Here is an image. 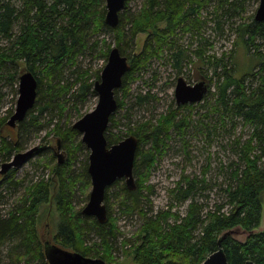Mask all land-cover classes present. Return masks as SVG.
<instances>
[{"label":"trees","instance_id":"1","mask_svg":"<svg viewBox=\"0 0 264 264\" xmlns=\"http://www.w3.org/2000/svg\"><path fill=\"white\" fill-rule=\"evenodd\" d=\"M129 1H125L119 12L118 25L110 27L104 23L105 0H0V101L3 86H10L18 94V76L23 71H30L37 80L34 106L13 127L15 140L10 134L2 133L7 116L0 118V166L10 161L11 152L18 151L19 144L15 141L21 132L27 133L31 125H39L38 118L44 110L57 107L63 112L66 94L74 95L76 101L84 100L89 93L97 95L94 82L99 79L98 71L95 79H88L89 69L78 63V56L85 49H97L106 60L110 48L118 46L120 53L127 57L130 68L123 75L121 86L114 91L117 109L124 108L125 117L130 113L122 98L129 95L130 82L141 69L148 67L153 57H160L168 48L174 60L172 65L178 73L182 72L180 60L184 50L176 47L181 34L190 33L196 39L193 54L208 69L200 75L208 81V91L199 102L169 108L158 121L145 120L113 137L106 128L107 145L130 134L138 138V145L133 164L137 187L128 190L118 179L106 189L104 202L108 219L105 223L83 215V206L74 205L75 191L86 195L87 200L91 183L87 172L88 153L80 162L79 170L73 169L78 154L87 148L72 124L62 129L57 122L53 127L56 145L64 148V157L62 162H52L49 179L28 181L27 173L19 177L14 167L0 174L3 184L0 202L21 189L11 208L7 212L3 209L6 213L0 210V264H31L36 260L48 264L45 243L38 232V213L40 206L49 200L57 212L53 243L106 263H116L110 250L115 249L121 235L118 218L136 215L140 223L133 241L124 238L120 241L123 246L130 244L126 253L134 264H200L217 249L220 234L235 226L248 234L243 240L231 235L222 239L228 264H244L247 260L264 264V228L253 231L261 221L264 191V21H255L254 13L246 14L249 2L257 0H142L141 7L135 11L128 7ZM225 26L235 34L232 40L226 37L230 44L227 52L222 50L218 56L206 54L200 48L211 40L205 36V28L227 36ZM102 32L112 34L113 45L95 38L89 44V37ZM140 33L146 34L142 47L135 43ZM240 44L253 59V65L242 71L237 61L234 62L236 46ZM71 67L76 74L74 80L61 85L66 68ZM118 92L121 99L117 97ZM154 98L149 91L139 92L134 95L132 105L147 108ZM195 106L202 108L196 111L198 119H192L193 112L178 116L179 110H194ZM33 110L37 115L32 114ZM109 122H114L113 113ZM236 124L246 126L250 132L242 142L238 135L223 144L230 146V152L237 157L219 167L225 179L219 189L223 201L209 206L208 202L198 199V196H208L203 192L211 186L206 177L211 164L208 156L200 176L181 175L168 190L171 202L165 208L153 210L147 200L152 190L146 184L148 175L144 177V174L153 168L155 158L163 152L165 139L169 140L172 133L182 136L191 127L209 141L219 131L230 138ZM144 145H148L146 150ZM187 146L189 143L185 140L183 147ZM40 151L37 147L31 156ZM184 152L188 158V151ZM51 156L53 159L56 152ZM186 201L185 211L173 210L174 202L181 205ZM112 206L117 208V216L112 215Z\"/></svg>","mask_w":264,"mask_h":264},{"label":"rangeland","instance_id":"2","mask_svg":"<svg viewBox=\"0 0 264 264\" xmlns=\"http://www.w3.org/2000/svg\"><path fill=\"white\" fill-rule=\"evenodd\" d=\"M142 2V0H130L128 7L131 9V11H135L141 7ZM258 3L259 0L256 2H249V4L246 6V14L249 15L254 13ZM225 34L227 36H219L217 33H215V31H211L210 28L206 27L205 36L207 38L210 37L211 40L209 41L208 45H201L198 43V46L201 45L200 48L204 49L206 54L215 53V55L218 56L222 50L227 52L230 47L226 37H229L230 40L235 37V34H231L226 26ZM111 36L112 34L106 32L100 33L99 36L93 35L91 38L89 37V44L95 38L99 41L104 39L106 44L113 45L114 41ZM145 36L146 34L143 33L137 35L135 39L136 46H143L142 44ZM195 42L196 39H194V37L192 38L190 33L181 34V38L178 39V44L176 47L183 48L184 50L180 60L182 67L181 73H178L176 67L172 65L174 60L170 58V51L168 48L163 50V53L160 57H153L150 60L148 67H145L146 69H141L137 76H135V78L130 82L129 95L125 96V98H122V101L126 104H124L125 107H129L130 115L125 117L124 108L117 109L116 107L115 111L113 112L114 122H109L108 125L111 124V126H107L110 137H113L114 134H123V132L126 131L128 127H137L140 123L145 122V120L148 119H152L156 122L162 115L166 113L169 108L174 109L177 107L174 98V86L176 79L178 77H182L188 84H193L198 79H200L201 73L208 71L207 64L200 61L193 54L196 44ZM99 44L101 43L99 42ZM104 48L105 46L102 45V49ZM97 52V49L95 51H89L88 49H85L82 55L78 56L79 65L82 68L89 69L88 79H95V71H98L100 75L101 69L106 62L103 56ZM234 55V62L237 61V66H239L241 71L246 70L251 64L253 65V59L249 56V53L245 51L241 44L236 46ZM72 69L73 67L70 69L66 68L64 75L61 78L63 81L60 82L61 85L69 84L74 80L76 74L72 73ZM1 88L3 96L1 97L0 101V118L7 116L5 119L6 123V121L9 119V114H12L15 110L18 94L15 95L12 91V88L8 85ZM42 90H44V87H42ZM211 90H213V88H211ZM75 91L76 87L74 86V93ZM147 91L155 96L153 100L148 102L147 108H139L135 105H132L133 98L136 93H146ZM65 97L67 99L65 103L66 108L63 110V112H60L61 110H59L57 107L44 110L38 118L39 125H31L29 132L24 134L21 132L20 136L16 139L15 144H19V149L16 152H11V158L18 152H25L33 147L41 148L39 154L29 157L25 163L17 167L16 173L19 177L22 176L23 173H27L28 181H35L41 179V177L43 179H49L52 175L50 170L52 162H57V155H61L62 159L64 157V148H57L56 134L52 132L53 127L57 122L61 125L62 129L65 128L64 125L73 124L83 114L93 110L98 100V96L91 93H89L86 98L81 101L74 100V95L70 96V94H66ZM117 97L121 99V93L118 92ZM58 100H61V98H58ZM199 108L200 110L202 109L201 107L195 106L194 110H179L178 116L183 114L188 115L193 112L192 119L196 120L199 117L196 114V111H199ZM32 114L37 115V112L33 110ZM202 115L203 114L200 116ZM204 121L206 122V119H204ZM215 121L216 116L213 117V122ZM229 127L230 126L228 125V128ZM15 129L16 128H12L5 124L2 126V133L4 135L10 134L15 140ZM249 132L250 131L246 126L243 127L241 124H236L234 130L232 127L230 138L227 136V134H222L219 131V134H212L210 136V141L201 133H196L195 129L192 127L182 136L180 134L172 133L169 140L165 139L166 147L164 148L163 152H161L155 158L153 168L147 174H144V177L148 175L146 184L149 185L152 190V192H150L151 194H147L149 205L155 211L160 208H165L167 203L171 202L168 190L175 185V182L181 177V175L193 173L200 176L203 166L207 164L208 156L210 157L211 164L209 165L206 177L209 178L208 181L209 185L211 186H209L207 192H203V195L208 196H198V199L200 201L208 202L209 206L213 205V203L222 202L224 197L222 196V192L219 189L220 186H223L225 179L224 176L220 174L219 167L221 164H225L231 159H237V157H235V155L230 152V146H223V144H225L229 139L233 140L238 135L241 136L240 139L242 142L245 138H247ZM185 140L189 143V146L186 148L183 147V142ZM147 148L148 145L143 146V150H146ZM185 150L189 153L188 158L184 152ZM54 151L56 152V156H54L52 159L51 155ZM87 153H89V150L84 149L78 154V159L75 160L73 169L79 170L81 166L80 162L83 161ZM2 186L3 184L0 183V189ZM89 190L90 187L87 190V194L89 193ZM20 192L21 189L18 190L14 196H5L4 200L0 202L1 213H6L11 208L12 204L14 203V199L20 194ZM86 202V195L82 194L80 191H75V207L80 208L84 206ZM187 202L188 201L181 205H177L174 202L173 210H177L178 212L185 211ZM261 202V221L259 226L254 228L253 231H258L264 228V191L261 194ZM3 209H5L6 212ZM112 209V215L117 216V208L112 206ZM38 216V232L41 235L42 242L44 243L45 241H49L50 243H53V234L56 231L57 223V212L54 209L53 202L49 200V202L43 203L40 206ZM139 223L140 221L136 215L120 216L118 218L117 225L121 235L116 240L117 245L115 246V249L110 250L113 261L116 262L115 264H134L128 253H126V250L130 249L127 248L130 247V244L123 246L121 245L120 241L122 238L131 239L130 241H133V234L138 228ZM31 264H42V262L36 260L34 262L32 261Z\"/></svg>","mask_w":264,"mask_h":264},{"label":"water","instance_id":"3","mask_svg":"<svg viewBox=\"0 0 264 264\" xmlns=\"http://www.w3.org/2000/svg\"><path fill=\"white\" fill-rule=\"evenodd\" d=\"M125 1L105 0L104 23L106 25L110 27L118 25L119 12L123 9ZM254 20L264 21V0H259L254 12ZM129 68L127 57L120 53L118 46H112L108 51L99 79L94 82V90L98 96L94 109L83 114L72 124V128L80 133L82 143L89 150L87 172L91 185L87 202L82 207L81 213L94 217L99 223H105L108 219L104 197L105 191L110 185L118 179H123L128 190L136 188L133 164L138 138L130 134L114 144L107 145L105 137L109 117L117 107L114 91L121 86L122 77ZM205 86V82L202 80L190 85L182 77H178L174 87L175 102L178 105L199 102L204 96ZM36 96L37 80L30 71L25 70L18 76L16 106L6 124L15 127L18 122L22 121L28 110L33 107ZM36 148L18 152L10 161L2 163L0 174L6 173L11 167L17 168L25 163ZM57 156V162H62V156ZM247 234L248 231L240 226L223 231L217 239V249L208 254L200 264H228L226 254L221 246L222 239L231 235L238 240H243ZM44 252L48 264H110L100 258L84 256L49 241L44 244ZM244 264L254 263L247 260Z\"/></svg>","mask_w":264,"mask_h":264},{"label":"flooded vegetation","instance_id":"4","mask_svg":"<svg viewBox=\"0 0 264 264\" xmlns=\"http://www.w3.org/2000/svg\"><path fill=\"white\" fill-rule=\"evenodd\" d=\"M177 80V79H176ZM200 80H202V81H204L205 82V93H204V95H206V93H207V91H208V81L206 80V79H203V78H200V79H198L197 81H200ZM185 81V80H184ZM196 81V82H197ZM186 82V81H185ZM196 82H194L193 84H195ZM187 83V82H186ZM176 84V83H175ZM188 84V83H187ZM193 84H190V85H193ZM175 87V86H174ZM204 97V96H203ZM197 103V102H196ZM188 104H191V103H188ZM176 105L178 106V104L176 103ZM180 105V104H179ZM13 128V127H12ZM137 149V148H136ZM120 180H122L123 182H124V180L123 179H120ZM136 187H137V185H136ZM46 242V241H45ZM44 242V243H45Z\"/></svg>","mask_w":264,"mask_h":264}]
</instances>
